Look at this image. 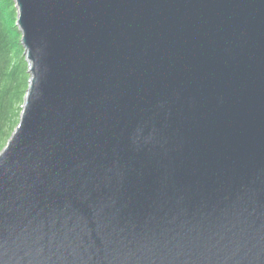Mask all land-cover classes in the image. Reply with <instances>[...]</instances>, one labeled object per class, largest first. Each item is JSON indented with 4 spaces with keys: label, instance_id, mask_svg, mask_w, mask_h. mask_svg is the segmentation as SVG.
Segmentation results:
<instances>
[{
    "label": "water",
    "instance_id": "1",
    "mask_svg": "<svg viewBox=\"0 0 264 264\" xmlns=\"http://www.w3.org/2000/svg\"><path fill=\"white\" fill-rule=\"evenodd\" d=\"M15 1L0 264H264V0Z\"/></svg>",
    "mask_w": 264,
    "mask_h": 264
},
{
    "label": "trees",
    "instance_id": "2",
    "mask_svg": "<svg viewBox=\"0 0 264 264\" xmlns=\"http://www.w3.org/2000/svg\"><path fill=\"white\" fill-rule=\"evenodd\" d=\"M15 0H0V153L21 122L30 87V64Z\"/></svg>",
    "mask_w": 264,
    "mask_h": 264
},
{
    "label": "rangeland",
    "instance_id": "3",
    "mask_svg": "<svg viewBox=\"0 0 264 264\" xmlns=\"http://www.w3.org/2000/svg\"><path fill=\"white\" fill-rule=\"evenodd\" d=\"M26 57H27V55H26Z\"/></svg>",
    "mask_w": 264,
    "mask_h": 264
}]
</instances>
